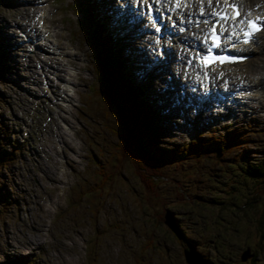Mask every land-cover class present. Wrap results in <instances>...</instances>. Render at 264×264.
<instances>
[{
	"label": "rangeland",
	"instance_id": "obj_1",
	"mask_svg": "<svg viewBox=\"0 0 264 264\" xmlns=\"http://www.w3.org/2000/svg\"><path fill=\"white\" fill-rule=\"evenodd\" d=\"M36 1L0 0V52L5 64L0 82V114L9 129L12 127L8 138L18 147L15 161L0 171V264L14 260L25 264H186L181 251L184 242L163 223L165 211H170L177 225L192 237L196 250L209 259V264H248L238 260L247 246L249 252H256L253 264H264V231L259 237L264 220L256 230V222L249 223L241 213L234 214L216 203L233 194H238L239 200L242 192L249 194L247 185L251 182L232 173L238 170L232 166L240 161L236 154L244 148L247 157L256 155L261 159L264 153V30L249 46L261 49L258 57L224 69L232 72L226 74L230 83L236 81L232 77L240 76L237 73L244 74L245 80L237 81L245 85L242 91L249 90L246 97L235 100L236 108L228 114L224 110L216 116L212 110L217 107L208 104L194 114V105L183 103L187 96L179 95L182 88H192V83L186 87L177 81L184 63L179 65L178 58L172 60L179 72L174 69V74H169L163 66V72L157 69L151 73L154 79L142 86L147 77L145 65L150 62L148 54L153 50L152 36L147 32L136 39L123 24L126 15L112 13L114 25L109 27L116 58H124L122 63L127 68L122 71L132 69L130 79L141 84L139 96L153 111L151 130L156 131L161 146L173 148L194 134L220 138L232 131L241 138L225 159L211 149L196 160L166 165L161 169L166 178L158 177L153 185L136 180L129 184L125 171L111 164L116 162L115 131L120 127L113 120L116 113L112 102L104 95L87 96V86L94 85L95 79L89 48L77 22L86 1L45 0V7H37L45 9V30L66 55L64 58L55 57L52 50L43 53L42 48L33 54L22 49L29 46L17 42L15 32L25 31L21 26L31 27L34 23ZM94 1L91 13L96 16L100 8L111 12L115 4L114 0ZM88 5L93 4L88 1ZM258 5L264 10V0H258ZM174 29L177 31L178 26ZM109 45L103 47L105 51ZM133 50L137 51L131 53ZM168 75H172L179 91L166 81ZM252 79L259 82L252 86ZM66 81L73 82L72 93ZM217 85L227 105L228 92L221 91L225 84ZM231 88L235 89L232 84ZM216 101L215 95L212 102ZM98 162L101 166L96 167ZM103 167L115 172L119 183L110 182L102 193L92 192L89 185ZM123 178L127 179L124 186ZM230 179L238 181V191L230 188ZM79 186H85L87 193L82 195ZM192 198L201 199L192 202ZM229 200L231 204L235 201L233 196ZM258 206L256 201L251 213L256 220ZM210 240L217 242L212 244Z\"/></svg>",
	"mask_w": 264,
	"mask_h": 264
},
{
	"label": "trees",
	"instance_id": "obj_2",
	"mask_svg": "<svg viewBox=\"0 0 264 264\" xmlns=\"http://www.w3.org/2000/svg\"><path fill=\"white\" fill-rule=\"evenodd\" d=\"M88 1L90 0H87V2ZM92 6L93 5L87 6L89 10H86V15H84V18L80 23L84 30H89L90 37H88L87 40L85 38V40L87 44L92 47L95 55V65L100 77L99 93H101V95L103 93L109 97L116 113L113 120L120 124L119 129L115 131L116 137L114 147L116 150H114V157L116 162L111 163L112 167L115 168L118 166L120 169H123L128 175L130 180L129 184L133 182L135 183L136 180L141 183L146 181V185H153L158 177L166 178L165 176H162L161 173V169H165L166 165L179 166L177 164H181L190 159L196 160V157L199 154L206 153L211 149H216L219 152V158L221 159H225L226 156H229L233 147L241 142V138H237L233 135L232 131L226 132V134H223L220 138L212 136L207 138L201 134L193 135L191 139L185 140L182 144L174 145L173 148L160 145L156 131L153 129L151 130L153 111L150 109L148 110L145 100L143 97L139 96L141 86L135 85L131 82L128 75L122 71L126 68L127 64L122 63L124 58L123 60H118L119 58H116L117 50H115L112 35L108 32L105 22L103 20H98L95 15L91 14ZM93 38L97 41L92 42V40H94ZM108 43L110 44V47L108 51H105V48L103 47H107ZM4 65L3 55L0 52V82H2L3 79L2 70ZM0 104H2L1 99ZM9 134L10 129L6 120L4 116L0 114V171L8 169L15 161L17 150L10 142L11 140L8 138ZM243 150L236 154L238 156L236 158L240 161L237 163V166H232V168L238 169L236 172L234 171L232 173L236 174L239 179H245L251 182V185H247L249 186V194L242 192L241 200H239L238 194H233L225 199L224 202L216 201V203H222V205L218 207H221L224 210H229L234 214L241 213L244 219L250 220L249 223L256 222L254 228L258 230L263 224L262 220H264V153L261 154L262 158L260 159L257 158L256 155L253 157H247L243 154ZM249 158H251L250 161H247ZM107 162L109 163V161ZM99 166H101L100 162L97 163L96 167ZM104 169L105 168L103 167L100 172L97 170L99 175L93 179L89 185V188L93 190L92 192L102 193L105 185H109L110 182H114L115 184L119 183V179L115 176V172H109V170L106 171ZM209 179L211 180V178ZM126 180L127 179L123 178L121 182L122 186L126 184ZM230 182V184H232L230 188L238 191L235 185V182L238 183V181L230 179ZM141 185L145 186V184ZM240 188L241 187L239 186V190ZM232 196L235 201L231 204L229 199ZM200 199L201 198H192L191 201L193 202L196 200L195 202H197V200ZM256 201L259 203L258 208L260 210L259 219L257 220L251 216V213L254 212ZM168 212L175 222L176 219L172 217V213L170 211ZM175 224L177 225V222H175ZM177 226L183 236L182 242H184V244H191L196 250V243L192 237L185 233L179 225ZM231 226L233 227V224ZM263 231L264 226L259 231V237H262ZM210 242L215 244L217 241L210 240ZM203 256L207 264H209V259L205 255ZM255 256L256 252L252 251V256L245 261H248V264H253ZM5 264L25 263L21 262V260H14Z\"/></svg>",
	"mask_w": 264,
	"mask_h": 264
},
{
	"label": "bare ground",
	"instance_id": "obj_3",
	"mask_svg": "<svg viewBox=\"0 0 264 264\" xmlns=\"http://www.w3.org/2000/svg\"><path fill=\"white\" fill-rule=\"evenodd\" d=\"M163 1L165 3H168V0H163ZM198 1L199 2L198 3L196 2L195 4H194L195 0L185 1L184 4L181 5V9H180L179 12H172V13L169 14V15H171L173 17V20H175V21L177 20L176 16L179 15L180 21L178 22V25H185V27L187 29L188 28L190 29L191 33H179L178 34V33H176L177 31H174V28H173V29H170L171 30V33H168V34L171 37L174 38V41L178 42V45L179 44H182L183 46L186 47V49L189 48L190 50L193 49V48L199 47V45H200L199 44V40H200V36H201L200 35V32H201L202 26L196 25L194 22L193 23H189L188 20L191 19L193 21V18H197V13L196 12L199 10V7H201V8L203 7L204 10H205V12L208 13V11L215 5V2L217 0H213V4L211 6H209L208 0H198ZM234 1H237L239 3V5H241L243 3V9L240 8V10L242 11V13H243V11H245L244 9H246V8H248V9H253V8L255 9L256 8V2H257L256 0H234ZM141 2L142 1L137 0V8H140V6L142 4ZM191 3H193L192 5L196 6V8H194V10H193V14L192 13L190 14V11L191 10L187 8L188 5L191 4ZM220 4L221 3L218 0L217 7ZM170 6L171 5H169L168 8H170ZM217 7H215V8H217ZM253 12H255V11H253ZM250 13H252V12H250ZM40 14H41L42 18L44 19V16H43L44 15V10H41L40 11ZM194 14H196L195 17H194ZM181 22H183V23H181ZM21 28H26V25L25 26H21ZM32 28H33V31L34 30H37V28H34V27H32ZM146 29H148V28H146ZM260 33H261V31H259V34ZM178 35H179V37H178ZM52 41H54V39H52ZM174 41L172 39H169L168 40V43L171 44V43H174ZM30 42H31V40H30ZM251 45L252 44L250 43L247 46H245V48L247 47V50H248V52H249V54L251 56V59L250 60L255 59L256 57H258L260 55V51H261V49L257 48L256 46L249 47ZM34 47L36 49L37 48H42V46H34ZM55 47H56V45L52 44V52L54 53L55 57L62 58L64 56V54L60 50H58L57 47H56L57 50L53 51ZM200 47H201V45H200ZM64 51H66V49ZM35 52H36V50L33 51L32 53L34 54ZM168 53L170 55L171 60H175L177 57L180 60L182 57L185 56V54H187L186 53V50H183V48H182L181 51L176 55L175 48L173 49L170 46L168 47ZM94 60H95V58L92 59V65H95ZM142 63H145V61L142 60ZM41 64L45 67V65H44L45 63L44 64L41 63ZM176 64L177 63H174L172 61H168V64H167L168 69L167 70H168V73L169 74H172V73L174 74V69L175 70L177 69V72H179L178 65H176ZM190 65H191V67H190V69H191L193 67V61H191ZM51 69H52V72H53L54 66ZM154 69H155V67H153L150 70L144 71V75L145 76H148L150 73H153V70ZM43 70H45V68H42V75H43V77L45 79L46 73L43 72ZM194 70H195V73H196V69L195 68H194ZM160 71L163 72L164 70H160ZM182 73L183 72H180L179 73V75L177 77V81H179V76H181V77L183 76V75H181ZM53 74H54V72H53ZM242 75L243 74L241 73L240 76H242ZM170 76H172V75H170ZM38 78H40V77H38ZM182 79H183V81L185 83V86L188 87L189 86V80L190 79L189 78H184V76L182 77ZM40 80L43 83L42 78H40ZM180 82H181V80H180ZM250 82L252 83V86H255V83H258L259 80L258 79H252V80H250ZM48 83H49V79H48ZM65 83L67 84L68 82L66 81ZM170 83L173 84V88L174 89L178 90L177 85L174 83V80L171 79L170 80ZM53 85L56 86L57 84H53ZM185 91L186 92H184L183 94H179L180 96L183 95L184 97L187 96V98H188V100L183 101V103L186 105V102L189 101L190 103H192L194 105L193 108H192V111H195V112L201 111V108L203 107V104H201V101H198L197 98H195L196 96L194 97V92L190 91V89H187V88H185ZM102 95L106 96L105 94H102ZM192 96L194 97V100L192 99ZM107 98L109 99V97H107ZM109 102H111L110 99H109ZM165 108L166 109H172V107H169V108L165 107ZM188 108H190V106H188ZM224 108H227V105H225ZM229 112H230V110H229V108H227V114ZM214 114L216 116H221V113H219V112H214Z\"/></svg>",
	"mask_w": 264,
	"mask_h": 264
},
{
	"label": "snow or ice",
	"instance_id": "obj_4",
	"mask_svg": "<svg viewBox=\"0 0 264 264\" xmlns=\"http://www.w3.org/2000/svg\"><path fill=\"white\" fill-rule=\"evenodd\" d=\"M183 0H176V7H181ZM228 3V0H225V4ZM209 6L213 4V0H208ZM218 5V0H217ZM233 11L235 12L234 15L229 16L227 11L225 9H219L213 8L210 13H206L204 8L202 7L200 9V15H211L213 17H216L217 19L215 22L211 23L209 20L205 19L203 21H195L197 25L203 23L204 25L208 26V31L204 33L205 39L202 41L207 48L206 53L202 56H199L200 63L204 68H208L212 63L216 61L224 62L227 60V57H221L219 55L214 54L213 49L220 48V42L219 38L223 35L225 29L223 27V24H228L230 22H233V27L238 28L241 24L248 25L247 28H241L240 32L243 33L245 39L244 43H249L250 41L254 40L256 32L264 30V27L260 24L261 20H264V17L257 16L255 18H250L248 20H239L237 21V17L240 15L239 11L236 10V6L233 4L231 5ZM149 13H151L152 8L149 6L148 8ZM189 23H193L191 19L188 21ZM223 22V23H221ZM183 31V29H181ZM211 41V42H210ZM199 55V54H198ZM207 72H205V77H207Z\"/></svg>",
	"mask_w": 264,
	"mask_h": 264
},
{
	"label": "water",
	"instance_id": "obj_5",
	"mask_svg": "<svg viewBox=\"0 0 264 264\" xmlns=\"http://www.w3.org/2000/svg\"><path fill=\"white\" fill-rule=\"evenodd\" d=\"M217 151V150H216ZM215 155H218V151L215 152ZM163 223L167 227L168 230L172 232V234L177 239H183L182 234L178 226L175 224L174 220L171 218L169 212L165 211L163 215ZM182 256L183 260L186 264H206V260L198 251H196L191 244L186 243L185 246L182 248ZM252 256V253L249 252V248L246 247L239 256L241 261H245Z\"/></svg>",
	"mask_w": 264,
	"mask_h": 264
}]
</instances>
